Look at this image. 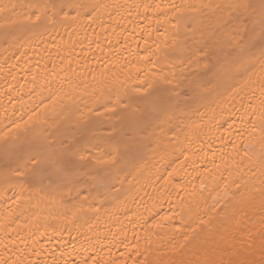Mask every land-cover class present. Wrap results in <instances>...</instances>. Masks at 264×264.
<instances>
[{
	"label": "bare ground",
	"instance_id": "bare-ground-1",
	"mask_svg": "<svg viewBox=\"0 0 264 264\" xmlns=\"http://www.w3.org/2000/svg\"><path fill=\"white\" fill-rule=\"evenodd\" d=\"M0 8V264H264V0Z\"/></svg>",
	"mask_w": 264,
	"mask_h": 264
},
{
	"label": "snow or ice",
	"instance_id": "snow-or-ice-1",
	"mask_svg": "<svg viewBox=\"0 0 264 264\" xmlns=\"http://www.w3.org/2000/svg\"><path fill=\"white\" fill-rule=\"evenodd\" d=\"M4 10L2 8H0V12H3ZM65 18H67V13H65ZM37 20L40 19L39 16L36 17ZM8 22H11L10 20ZM0 26H3V25H0ZM82 160L84 159L83 156L80 157ZM110 162H114V158H109L108 160H97L96 163L97 164H101V163H110Z\"/></svg>",
	"mask_w": 264,
	"mask_h": 264
}]
</instances>
